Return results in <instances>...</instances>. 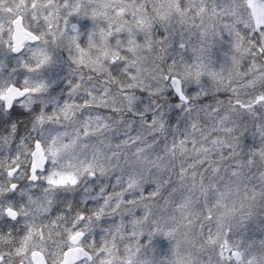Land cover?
I'll use <instances>...</instances> for the list:
<instances>
[{"label": "clouds", "instance_id": "obj_1", "mask_svg": "<svg viewBox=\"0 0 264 264\" xmlns=\"http://www.w3.org/2000/svg\"><path fill=\"white\" fill-rule=\"evenodd\" d=\"M0 264H264V0H0Z\"/></svg>", "mask_w": 264, "mask_h": 264}]
</instances>
